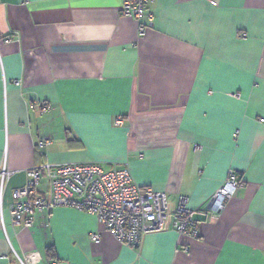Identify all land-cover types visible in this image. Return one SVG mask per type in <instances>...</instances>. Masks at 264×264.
Returning a JSON list of instances; mask_svg holds the SVG:
<instances>
[{
	"label": "crops",
	"instance_id": "1",
	"mask_svg": "<svg viewBox=\"0 0 264 264\" xmlns=\"http://www.w3.org/2000/svg\"><path fill=\"white\" fill-rule=\"evenodd\" d=\"M121 1L0 0V164L14 170L0 264H20L5 233L29 264H264V0H150L140 35ZM42 134L52 139L40 153ZM44 161L128 167L170 207L186 197L197 235L167 227L134 249L65 206L11 226V189ZM229 168L243 184L213 213Z\"/></svg>",
	"mask_w": 264,
	"mask_h": 264
},
{
	"label": "built area",
	"instance_id": "2",
	"mask_svg": "<svg viewBox=\"0 0 264 264\" xmlns=\"http://www.w3.org/2000/svg\"><path fill=\"white\" fill-rule=\"evenodd\" d=\"M148 1L122 0L119 7L121 16L135 21L137 35L142 34L153 20V13L145 10ZM9 39V36L4 38L5 41ZM13 81L16 84L19 82L18 79ZM38 106L42 111L49 110L46 101H41ZM122 123L123 118L115 115L113 124ZM51 139L50 134H42L35 141L34 150L43 153ZM13 173L3 157L0 164V197ZM25 173L26 181L10 191L8 213L11 226H30L36 212L65 206L95 214L118 241L134 249L139 247L144 233L167 227L192 237L197 235L196 211L187 205L186 197L179 195L170 207L164 191L136 183L128 167L102 169L95 162L44 161L26 168ZM242 184L235 171L227 169L225 178L207 201V210L217 213ZM5 237L20 264L33 261V253H16L6 233ZM90 238L97 241L99 235L91 233Z\"/></svg>",
	"mask_w": 264,
	"mask_h": 264
},
{
	"label": "trees",
	"instance_id": "3",
	"mask_svg": "<svg viewBox=\"0 0 264 264\" xmlns=\"http://www.w3.org/2000/svg\"><path fill=\"white\" fill-rule=\"evenodd\" d=\"M45 251L47 253V256H49L50 258L54 257V251H53V249L50 246H47L45 248Z\"/></svg>",
	"mask_w": 264,
	"mask_h": 264
}]
</instances>
